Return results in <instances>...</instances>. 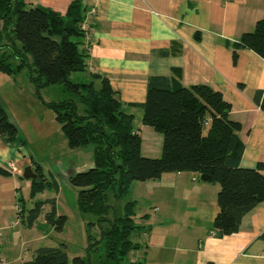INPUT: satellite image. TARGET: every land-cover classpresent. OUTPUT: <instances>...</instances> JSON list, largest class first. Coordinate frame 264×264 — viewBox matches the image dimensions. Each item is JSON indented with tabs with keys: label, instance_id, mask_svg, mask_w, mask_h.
I'll return each mask as SVG.
<instances>
[{
	"label": "crops",
	"instance_id": "0c3cea01",
	"mask_svg": "<svg viewBox=\"0 0 264 264\" xmlns=\"http://www.w3.org/2000/svg\"><path fill=\"white\" fill-rule=\"evenodd\" d=\"M72 1L25 0L28 6L49 8L60 15ZM80 1L88 16L84 74L88 81L92 75L107 78L125 112L133 116L142 156L160 157L162 136L142 124L138 105L145 101L147 79L166 76L183 87L207 85L220 91L232 105L230 119L242 127L240 167L264 165V109L254 101L256 92H264V60L240 49L236 62L232 61V44L264 19V0ZM91 11L93 14H89ZM7 77L10 80L1 76L0 80L9 81L15 88L17 75ZM5 112L16 126L20 142L6 144L0 137V169L6 171L4 167L10 161L18 169L14 174H0V250L7 248L6 242L11 240L8 235L16 238L19 250L15 257L14 252L0 251V264H14L21 247L31 256L37 248L47 247L41 244L50 231L44 218L48 211H40L31 227L24 225L23 215H17L18 207H22L17 179L25 167L33 169L32 162L38 159L27 148L21 121ZM86 166H93V158ZM27 187L30 190V182ZM218 191V185L199 182L191 173H165L155 181L132 183L127 200L135 202L137 223L142 227L134 233L133 242L139 248L132 252V263L264 264V240L260 239L264 202L244 216L238 233L218 238L212 229L218 213ZM57 213L67 217L64 212ZM14 216L25 229L12 228L13 232L4 233ZM39 221L44 231L37 230Z\"/></svg>",
	"mask_w": 264,
	"mask_h": 264
},
{
	"label": "trees",
	"instance_id": "16d2710c",
	"mask_svg": "<svg viewBox=\"0 0 264 264\" xmlns=\"http://www.w3.org/2000/svg\"><path fill=\"white\" fill-rule=\"evenodd\" d=\"M86 14L80 0L72 1L64 15L28 6L25 0H0V73L15 76L26 69L37 94L41 88L59 85L75 97L47 105L53 109L70 149L92 147L93 166L71 176L70 183L78 191V212L96 219L105 264H120L139 248L130 240L142 229L137 223L135 202L127 200L130 186L155 181L165 173L196 174L199 182L218 185L213 232L218 238L238 233L244 216L264 202V165L240 167L242 127L230 119L231 103L210 86L183 87L169 77L150 76L145 101L138 107L142 109V124L162 136V150L158 158L142 156L133 116L125 112L107 78L92 75L87 82L70 80L71 74H84L87 69ZM240 49L264 60V19L232 44L233 62ZM254 101L264 109V92H256ZM0 137L6 144L20 142L16 126L1 105ZM32 165L37 178L29 180L31 199L47 187L58 189L54 181L47 182L38 164ZM0 174L8 173L0 169ZM118 201H124L122 215L115 213ZM44 204L50 205L44 216L46 223L63 231L67 218L57 213L54 199L36 200L26 210L22 205L17 215L25 212L23 223L31 227ZM92 225L88 223L87 229ZM260 239L264 240V232ZM88 241L91 245V236ZM20 264L69 262L61 244L37 248L30 260ZM71 264L85 262L76 257Z\"/></svg>",
	"mask_w": 264,
	"mask_h": 264
},
{
	"label": "rangeland",
	"instance_id": "374dc122",
	"mask_svg": "<svg viewBox=\"0 0 264 264\" xmlns=\"http://www.w3.org/2000/svg\"><path fill=\"white\" fill-rule=\"evenodd\" d=\"M0 76L10 80L1 73ZM70 80L74 83L87 82L88 78L85 74L73 73ZM16 82L17 85L13 88V84L9 81L0 80V99L2 98L0 104L4 110L8 111L10 117L18 118L21 121L23 135L27 139V148H30L38 159L36 163L40 166L47 182L53 184L54 181L58 187L57 190L53 186L47 187L43 192L38 193L34 199H31L30 190L27 187L29 181L23 179L21 175L17 179L21 204L26 210L31 208L36 200L54 199L56 211L67 214L63 231L58 232L48 225L46 228H48L50 234L43 242L44 244L41 245L58 247L63 244L69 264L76 257L81 258L85 264H105L104 244L99 241L101 231L98 225L94 224L96 219L93 216L82 215L78 212L76 206L78 191L70 183L71 176L89 169L86 164L88 165L92 159V147L70 149L61 131L60 124L55 119L53 109L47 105L50 102L75 100V97L72 93L64 91L63 87L59 85L41 88L36 94V87L30 83L29 71L26 69L17 75ZM29 90L32 92H29ZM21 91H24V93ZM134 125L137 126V120H135ZM123 203L124 201L115 202V213L117 215H122ZM49 210L50 205L44 204L41 208V214H45ZM25 214L23 212L24 219ZM18 222L19 219L14 216V219L10 222L11 224H9V230L3 232L10 233L13 230L25 229ZM90 222L93 225L87 229V224ZM37 230L39 232L44 231L41 221L37 223ZM88 236H91V245H89ZM8 238L11 240H8V243L6 242L7 248L0 251L8 254L14 252L15 257L19 250L16 238L13 240L12 235H8ZM130 240L135 241L134 234L130 236ZM132 252L120 264H133L134 260H131ZM21 257H25L24 260L31 259V255L23 247L20 250L19 260H16L14 264L22 263L24 260Z\"/></svg>",
	"mask_w": 264,
	"mask_h": 264
},
{
	"label": "water",
	"instance_id": "95a60500",
	"mask_svg": "<svg viewBox=\"0 0 264 264\" xmlns=\"http://www.w3.org/2000/svg\"><path fill=\"white\" fill-rule=\"evenodd\" d=\"M22 178L27 181L35 180L37 178V174L34 172L31 166H27L23 169Z\"/></svg>",
	"mask_w": 264,
	"mask_h": 264
},
{
	"label": "built area",
	"instance_id": "2783aa9c",
	"mask_svg": "<svg viewBox=\"0 0 264 264\" xmlns=\"http://www.w3.org/2000/svg\"><path fill=\"white\" fill-rule=\"evenodd\" d=\"M89 14H93V11L89 12ZM87 17H88V16H87V14H86V20H87ZM86 20H85V22H84V24H83V28H86V27H87V25H86ZM4 168H5V170H6L7 172H10V173H12V174H14L15 172H18V169H17L15 163L12 162V161L7 162Z\"/></svg>",
	"mask_w": 264,
	"mask_h": 264
}]
</instances>
